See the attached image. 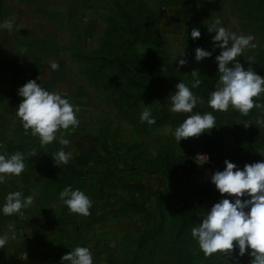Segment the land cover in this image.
Here are the masks:
<instances>
[{
    "label": "rangeland",
    "instance_id": "1",
    "mask_svg": "<svg viewBox=\"0 0 264 264\" xmlns=\"http://www.w3.org/2000/svg\"><path fill=\"white\" fill-rule=\"evenodd\" d=\"M122 9L139 16L129 32L134 45L126 50L123 76L115 63L99 61L104 44L116 34ZM13 17L20 30L0 28V144L9 155L24 153L26 168L0 185V203L7 191L37 195L21 213L0 214V234L15 237L0 249V264H60L77 245L90 248L95 264H131L136 242L154 231L160 245L142 252L147 264H249L251 257H238V249L206 256L192 237L191 229L222 197L176 196L183 187L179 177L195 170L210 176L211 169L192 158V147L204 133L176 142L174 129L189 114L169 112L168 96L181 80L191 88L196 71L203 82L192 91L205 103L195 110L213 111L207 100L220 76L215 60L220 49L213 50L215 33L208 27L217 20L229 31L254 37L255 47L237 59L264 76V0H0V23ZM193 28L201 32L198 40L191 38ZM197 47L212 51V57L196 61ZM180 59L187 63L181 66ZM128 69L137 81L130 80ZM30 79L79 106V125L57 132L71 141L65 146L71 153L67 165L53 161L62 147L58 141L42 148L16 115L22 100L18 88ZM259 99L264 103V94ZM145 105L152 109L153 125L140 122ZM214 115L217 127L210 133L215 131V146L264 145V124L256 123L264 116L259 110L244 116L230 106ZM33 150L37 154L31 157ZM64 176L73 177L65 183ZM200 178L194 177L197 183ZM68 185L96 195L89 216L69 212L59 199ZM151 208L157 209V219ZM23 213L26 219L20 222ZM185 214L201 219L188 236L177 238L174 228ZM172 241L182 242L184 249L173 250ZM24 252L27 261L20 258Z\"/></svg>",
    "mask_w": 264,
    "mask_h": 264
},
{
    "label": "clouds",
    "instance_id": "2",
    "mask_svg": "<svg viewBox=\"0 0 264 264\" xmlns=\"http://www.w3.org/2000/svg\"><path fill=\"white\" fill-rule=\"evenodd\" d=\"M0 28L9 32L20 30L14 17L0 23ZM208 32L215 33L211 37L213 50L220 49L219 55L215 57L220 76L215 90L210 92L207 100V105L213 111H194L205 101L192 91L203 82L197 77L196 71H193L191 74L196 78L191 88L181 80L176 85V90L168 96L169 112L189 114L173 132L179 145L182 139L198 137L217 127L214 112H227L230 106L244 116L254 108L264 114V103L259 99L264 94V76L257 74L251 66L245 68L237 59L245 49L255 47L252 43L254 37L229 31L219 20L208 27ZM190 35L193 40H198L201 32L198 28H193ZM184 54L182 52L178 56ZM212 55V51L202 47L195 49L196 61ZM248 61H252L251 58ZM178 63L183 66L187 60L180 59ZM58 68L56 62L51 63L52 70ZM18 95L22 100L16 107V115L25 133L30 131L32 136L38 137L42 148L58 141L62 147L52 155L53 161L59 167L67 165L71 153L65 151V146L70 145L71 141L63 135L58 137L57 132L69 128L74 130L79 125V106L58 91H50L41 86L37 79H30L19 87ZM139 119L141 123L146 122L148 125L156 123L152 109L147 105L143 107ZM256 123L264 124V116ZM243 124L247 127L251 123ZM258 151L264 155V150ZM36 154L33 150L30 156ZM197 156L200 157L197 161L200 165L209 159L207 155ZM25 159V154L19 151L9 155L0 144V185L6 184L9 177H18L25 171ZM224 165L222 171L217 170L211 175V183L222 198L207 209L199 225L191 229L192 237L206 256L218 252L231 253L238 249V257L246 254L251 257L249 264H264V161L246 163L240 168L225 159ZM224 194L228 196L225 197ZM36 195L35 191L29 195H24L20 190L8 192L0 203V214L13 216L21 213L23 209L33 205ZM59 199L73 214L84 217L91 214L93 200L79 188L74 189L71 185L64 187L59 193ZM14 238L6 233L0 234V249H4L9 240ZM20 258L28 260L25 252ZM60 264H95V261L90 248L77 245L61 257ZM237 264L240 262L237 261Z\"/></svg>",
    "mask_w": 264,
    "mask_h": 264
},
{
    "label": "trees",
    "instance_id": "3",
    "mask_svg": "<svg viewBox=\"0 0 264 264\" xmlns=\"http://www.w3.org/2000/svg\"><path fill=\"white\" fill-rule=\"evenodd\" d=\"M118 16H119V22H117L116 25V31L114 33H116L115 35L113 34L111 40L112 42L104 44V50L102 51V53H100L102 56L99 58V61H102L103 63L106 62H113L118 66L119 69V73L120 75L123 74V72L127 69V60H126V50L128 47L134 45V43L129 42L130 41V36H129V32H133L137 26H135L133 23H137L139 16H133V14L131 12H128L127 10H118ZM128 21V23H127ZM94 59H92L93 61ZM132 70V69H131ZM130 72V80L132 82L137 81L132 75V71ZM119 75V74H118ZM123 76V75H122ZM146 78L144 77L143 80H145ZM194 111H200L201 113H204V111L201 110H194ZM215 128V127H214ZM214 133L215 131H212L211 133H204V140L202 141H198L197 144H195L192 147L193 150V156L192 158H194L197 154V152L199 150H203L206 153H208L210 155V157L212 158V160L216 161V166L214 168H209L210 170V176H202L203 174L199 171V170H195L192 171V174H187L185 173L184 175H182L181 177H179L178 181L179 183H181V185H183L182 188L177 189L176 191V196H178L179 194H182L183 196H190V195H195V196H199V197H203V196H211L212 194L217 195V199H220V193L218 191H216L215 189V185L211 183V175L220 169V163L217 162L216 158H215V151L218 148V146H215L213 144V139L214 138ZM206 141V142H204ZM200 142H204L199 144ZM73 170L75 171L74 173L78 174H82V175H86L88 176L89 173L85 172L83 170H77L76 168H73ZM191 171V170H190ZM65 177V183L68 181L69 177H73V176H64ZM90 177V176H89ZM194 177L196 178H200L199 181L200 183H197L196 180L194 179ZM104 180H101V182H103ZM202 182H206V183H201ZM186 186V187H184ZM8 193V191H7ZM5 193V195L7 194ZM87 195L90 196V198L93 200V207L91 208L92 210L97 206V204L95 203V198L96 195H90L88 193H86ZM175 195V194H174ZM168 195H163L162 198L167 197ZM214 196V195H213ZM212 196V197H213ZM98 201V200H97ZM150 210V215H153L154 217H156L157 219V215H156V208H151ZM26 213H23L21 217H19V221L22 222L23 220H25ZM200 217H198V214H185L184 216L181 217V219L178 222V225L176 228L177 230V235L176 237H185L189 235L188 230L191 228V226L197 222L200 221ZM10 221H12V219H10ZM173 229V230H174ZM155 231L151 232V236L147 237V236H143L141 237L137 242H136V255L134 256V258H132V263L131 264H147V260H144L141 258L142 256V252L146 251V250H150L151 249H155L157 246L160 245V243H158V241L156 239H154V235H155ZM172 245H173V250H178V251H182L184 249V244L182 242H179L177 244V242L172 241Z\"/></svg>",
    "mask_w": 264,
    "mask_h": 264
},
{
    "label": "crops",
    "instance_id": "4",
    "mask_svg": "<svg viewBox=\"0 0 264 264\" xmlns=\"http://www.w3.org/2000/svg\"><path fill=\"white\" fill-rule=\"evenodd\" d=\"M248 143L231 146L222 142L221 146L218 145L215 151V157L217 162L220 163V170L222 171L225 167V159L235 163L240 168H243L246 163L264 161V155H261L258 151L264 150V145H253L252 143Z\"/></svg>",
    "mask_w": 264,
    "mask_h": 264
},
{
    "label": "built area",
    "instance_id": "5",
    "mask_svg": "<svg viewBox=\"0 0 264 264\" xmlns=\"http://www.w3.org/2000/svg\"><path fill=\"white\" fill-rule=\"evenodd\" d=\"M197 155H207L209 157L208 161L206 163L203 164V166L208 167V168H214L216 166V163L214 160H212V158L210 157V155L208 153H206L203 150H199L196 154V159L199 160L200 157H198Z\"/></svg>",
    "mask_w": 264,
    "mask_h": 264
}]
</instances>
